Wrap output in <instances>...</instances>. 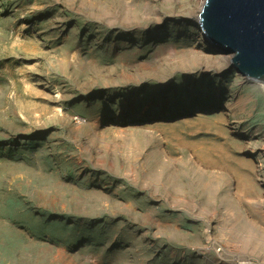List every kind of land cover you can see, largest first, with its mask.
I'll return each mask as SVG.
<instances>
[{
    "label": "rangeland",
    "instance_id": "1",
    "mask_svg": "<svg viewBox=\"0 0 264 264\" xmlns=\"http://www.w3.org/2000/svg\"><path fill=\"white\" fill-rule=\"evenodd\" d=\"M200 4L0 0V264H264V93Z\"/></svg>",
    "mask_w": 264,
    "mask_h": 264
},
{
    "label": "water",
    "instance_id": "2",
    "mask_svg": "<svg viewBox=\"0 0 264 264\" xmlns=\"http://www.w3.org/2000/svg\"><path fill=\"white\" fill-rule=\"evenodd\" d=\"M197 20L241 77L264 82V0H205Z\"/></svg>",
    "mask_w": 264,
    "mask_h": 264
},
{
    "label": "bare ground",
    "instance_id": "3",
    "mask_svg": "<svg viewBox=\"0 0 264 264\" xmlns=\"http://www.w3.org/2000/svg\"><path fill=\"white\" fill-rule=\"evenodd\" d=\"M204 3H205V0H201L198 15H199L201 8H202ZM198 15H197V19H198ZM197 26H198V22H197ZM212 48L217 50L214 47H212ZM223 58L226 59V61L230 62V57H228V56L222 57V59ZM182 64H185V63H182ZM250 82L255 84L258 91L264 93V82L263 81H250ZM217 107H218V105L214 104L211 107V110L214 111V110H216ZM187 114L189 115L190 112L187 111ZM198 116H201V115H198ZM149 117L152 118L153 115H150ZM171 117H172V115H171ZM168 119H170V118H168ZM224 134H226L224 132V130H222V131L217 130L216 135H215L217 137L216 141H202L203 144L205 146H207V147H204V151L213 152L216 155L215 161L217 163L220 162V163L229 164L232 162H234V163L236 162V164L238 166V170L235 169V172L238 174V176H240L237 181L244 182V181H246L245 178L248 176L247 172L252 173V170H250V168L247 167L249 165L246 163L247 161H245V159L239 158V157L235 158L233 153H230V151L227 148V142L226 141H224L222 144L217 142L221 139H227V138H224ZM259 151H262V150H259ZM239 154H244L247 156H254L256 153L250 148H245V149L241 150L239 152ZM259 166H261V165L259 164ZM193 179L196 180V182H195L196 190L199 191V194L202 196L204 203L207 204V205H203L204 207L209 206L210 208H212L214 211H217V212H218L220 207H222V209H227L228 207L229 208L232 207L231 206L232 203L230 201L228 191L224 187V183L219 182V184H217L215 187H213L208 182H206L204 178L203 179L202 178H193ZM236 229H238V228H235L234 230H236ZM254 246L259 252L264 253V245L262 243L257 242L254 244Z\"/></svg>",
    "mask_w": 264,
    "mask_h": 264
}]
</instances>
